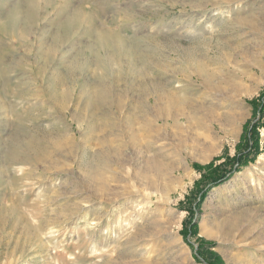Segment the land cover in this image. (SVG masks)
Returning <instances> with one entry per match:
<instances>
[{"label": "rangeland", "instance_id": "rangeland-1", "mask_svg": "<svg viewBox=\"0 0 264 264\" xmlns=\"http://www.w3.org/2000/svg\"><path fill=\"white\" fill-rule=\"evenodd\" d=\"M33 3L0 0V264H264V0Z\"/></svg>", "mask_w": 264, "mask_h": 264}, {"label": "bare ground", "instance_id": "bare-ground-1", "mask_svg": "<svg viewBox=\"0 0 264 264\" xmlns=\"http://www.w3.org/2000/svg\"><path fill=\"white\" fill-rule=\"evenodd\" d=\"M36 1H37V0H36ZM27 2H28V6H29V7H33V5L36 4V3H33V2H35V0H27ZM36 5H37V4H36ZM36 5H35V6H36ZM35 6H34V7H35ZM32 9H33V8H32ZM66 21H67V20H66ZM246 21H247V20H246ZM70 22H71V21H70ZM68 24H69V22H68ZM4 25H5V24H4ZM65 26H67L66 23H65ZM68 26H69V25H68ZM68 26L65 27V30H66V28H68ZM67 31H69V29H67ZM109 31H110V30H109ZM64 35H65V34H64ZM58 36H59V35H58ZM65 36H66V35H65ZM101 36H102V35H101ZM55 38H56V37H55ZM58 38H59V37H58ZM99 40H101V39H99ZM99 40H98V41H99ZM101 41H102V40H101ZM139 263H140V262H139ZM149 263H150V262H149ZM140 264H146V263H140ZM152 264H153V263H152Z\"/></svg>", "mask_w": 264, "mask_h": 264}]
</instances>
